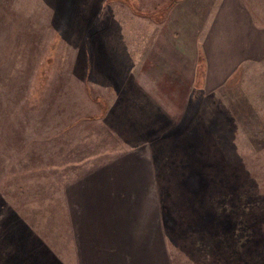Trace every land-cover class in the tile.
<instances>
[{"label":"rangeland","instance_id":"1","mask_svg":"<svg viewBox=\"0 0 264 264\" xmlns=\"http://www.w3.org/2000/svg\"><path fill=\"white\" fill-rule=\"evenodd\" d=\"M100 257L264 264V0H0V264Z\"/></svg>","mask_w":264,"mask_h":264},{"label":"crops","instance_id":"2","mask_svg":"<svg viewBox=\"0 0 264 264\" xmlns=\"http://www.w3.org/2000/svg\"><path fill=\"white\" fill-rule=\"evenodd\" d=\"M124 171L126 173L129 174V178H127L125 181H123L121 187L125 190V192H132L135 194V189L139 186H135L138 185L139 183L143 182V172L144 169L140 166H133V167H126L124 169ZM91 177H88L85 181H80V184H75V196L81 198L82 200L84 199V197H86V191H89L92 193V173L89 175ZM104 184V183H103ZM101 186V185H100ZM158 190V188H157ZM157 195H158V205L160 204V200H159V192L157 191ZM92 198V197H91ZM98 196L93 197V200L95 201ZM111 198H114L113 193L111 194ZM127 196L125 197V201L123 202H111L108 204L107 203V207L110 211H115L116 212V219L117 220L116 223H118L117 225H112L110 226V231H106L105 234H109L107 235H101L100 237H98L97 235H87L86 231L83 235V238L85 240H94L96 238H106V239H113V240H117V239H123L125 240L126 244L128 245L127 250L128 251H133L134 256H145L144 254H146L144 250V247L142 246V243H144V240H146L147 235H150V230L152 229V227L154 226V220H146L145 225L143 222L140 223V225L138 224L137 220H136V216L134 215V211L136 209V207H139V204L137 203V199L136 196L134 197L133 200L131 201H126ZM87 205H91L92 207V201L89 202V204ZM113 205L116 206V208H113ZM151 210V209H150ZM151 212V211H150ZM123 214V215H121ZM124 217L127 223V226L125 227V229L123 231L120 230V225L122 224V219L121 217ZM148 217L150 215H147ZM145 217V216H144ZM158 220V221H157ZM156 222L158 224V226H160L161 223V217H160V208H159V217L157 218ZM120 223V224H119ZM84 225H88L89 227L92 225V220L89 218L86 220V222L84 223ZM146 226V228L144 227ZM152 226V227H151ZM115 233H112L111 231H113ZM139 241H141L142 243H140ZM134 244V245H133ZM92 254L94 255H101L102 253H96L92 251ZM136 254V255H135ZM148 254H159L158 250L156 251L155 249H152V251H149ZM97 256V257H98ZM135 261H137V259H135ZM93 264H114L110 259H106V258H97L95 259V262L92 261Z\"/></svg>","mask_w":264,"mask_h":264},{"label":"trees","instance_id":"3","mask_svg":"<svg viewBox=\"0 0 264 264\" xmlns=\"http://www.w3.org/2000/svg\"><path fill=\"white\" fill-rule=\"evenodd\" d=\"M158 192H159V190H158ZM159 200H160V193H159ZM162 223V222H161Z\"/></svg>","mask_w":264,"mask_h":264}]
</instances>
